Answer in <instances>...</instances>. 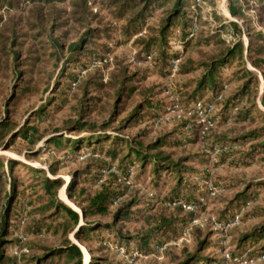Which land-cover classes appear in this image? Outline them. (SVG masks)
<instances>
[{
	"label": "rangeland",
	"instance_id": "obj_1",
	"mask_svg": "<svg viewBox=\"0 0 264 264\" xmlns=\"http://www.w3.org/2000/svg\"><path fill=\"white\" fill-rule=\"evenodd\" d=\"M50 1L0 0V121L6 117L10 126L17 130L22 126H33L37 130L34 143L12 134L4 136L0 158L42 171L36 174L16 164L13 171L7 166L0 170V223L7 194L15 191L9 207V239L23 240L25 230L52 214L48 211L28 216L40 207L39 203L31 207V201L39 193V190L35 192L37 175L42 177L44 173L51 179L63 180L58 198L79 212L81 224H84L82 209L68 195L69 185H74L77 194L82 195L81 199H86L95 190L86 180L91 176L85 177V171L89 169L91 175H97L93 168L97 162L89 160L88 156L77 159L69 150V143L63 142L62 146L48 143L49 139L60 135L68 141L91 136L88 132H74L76 122L107 135L120 133L137 147L138 143L146 147L167 136L184 143L183 146L159 149L170 154L173 162L180 163L183 169L180 178L163 173L156 177L152 165L142 169L136 162L130 172L131 182L114 183V187L119 191L126 190V194L118 199L111 212L129 202L139 201L131 205L129 220L119 223L122 235L138 237L158 228L161 223L176 220L174 228L158 233L162 247L148 256H136L134 251L137 261L133 263L125 257L124 249L116 251L96 238L83 244L73 232L68 238L81 249L83 264L93 260L95 264H182L194 254L220 262L243 238L263 230L264 37L261 35L264 34V6L260 8L258 3L249 0H206L201 10L188 8L187 16L189 22L195 24L196 36L188 45L182 43L179 36L173 38L168 46L178 58L168 55L164 59L156 45L152 44L149 50L146 45L160 37L172 3H150L151 0ZM191 2L188 0L187 5ZM231 5L240 7V16L230 13ZM143 9L146 12L139 18ZM226 23H236L242 31L225 30ZM178 30L182 33V22L174 24L171 33ZM239 37L244 46L242 52L229 57L228 51ZM56 42L63 47L62 57L55 55ZM74 44H81V50L74 53L72 60H66L69 48ZM14 53L18 54L17 60ZM221 58L227 59V64L217 72V86L220 89L224 85L223 100L236 97L247 89L242 95L239 113L250 112L247 118L240 119L239 116V120L218 127L209 135L202 134L195 116L189 114L191 96L197 82L208 73L209 65ZM173 61H177L176 66ZM170 63L172 67L168 73ZM84 64L87 67L84 68ZM14 71L22 73V81L16 80ZM69 75L80 77L74 89L73 86L70 88ZM122 85L126 90L120 96ZM11 94L15 99L7 103ZM202 95L199 99L204 104L213 97V91L204 89ZM145 101L152 103L153 109H141L140 113L158 115V123L139 124V120H132L122 127ZM42 106L43 115L36 117L35 112ZM184 122L189 123V128H183ZM258 131L261 133L256 138L254 134ZM181 133L195 139H186ZM219 138L240 141L237 151L228 160L219 157L222 151L209 148ZM125 153L122 152L118 159ZM119 160L116 161L118 165ZM203 171H207L211 179L194 178L195 173ZM114 173L119 174L118 171ZM213 181L218 183L217 186ZM205 182H209L211 188ZM201 187L209 192V196L201 199L202 206L198 210L181 211L177 206L165 203L174 190L182 199L199 200ZM247 200L252 203L241 212L242 222L223 226L217 221L228 211L237 212ZM19 205L24 213L17 208ZM189 213L194 216L190 218ZM188 218L193 221L184 228L182 220L189 223ZM89 221L111 223L112 216H98ZM181 228H184L182 235L178 232ZM44 231L45 234L37 237L29 234L26 239L34 245L29 258L42 256L43 249L63 244L62 231L55 233L54 228L50 232ZM102 234L106 238L108 232ZM201 241L206 243L200 245ZM229 243L233 247H228ZM218 244L225 248L220 249ZM250 246L254 250L264 247V237H259L253 245L249 243ZM64 263V260L55 259L54 264ZM19 264L34 263L22 260ZM253 264H264V261Z\"/></svg>",
	"mask_w": 264,
	"mask_h": 264
},
{
	"label": "trees",
	"instance_id": "obj_2",
	"mask_svg": "<svg viewBox=\"0 0 264 264\" xmlns=\"http://www.w3.org/2000/svg\"><path fill=\"white\" fill-rule=\"evenodd\" d=\"M32 1L45 3L51 2L50 0ZM149 2L160 4L172 3L173 7L160 31V37L152 40L150 44L146 45V50H149L150 46L153 44L156 45V47L159 49L161 58H168V55L173 56L174 58H178V54L173 52L168 45L170 44V41L176 36H179L182 43H184L185 45H188L189 41H191L196 36L194 33L195 24L192 21L189 22V18L187 16L188 13L186 10L188 8H192L193 10H201L206 5V0H192L189 5H187L188 0H151ZM249 2H252L253 4L258 3V6L260 8L264 6V0H249ZM145 12L146 9H143L140 12L141 14L139 15V18H143ZM230 13L235 17L240 16V7L231 5ZM179 22H182V33L179 30L177 32L172 31L171 33V28L173 27V25ZM223 28L225 30L232 29L234 33L240 32V30L242 31L241 27H239V25H237L236 23H226ZM239 34L241 35L242 32ZM261 36L264 37V34ZM243 47V42L239 37L238 41L228 51L229 57L235 56L239 51L242 52ZM54 50H56V56L62 57L63 47L61 44L56 42ZM79 50H81V44L71 45V47L69 48V56L66 58V60H68L69 58V60H72V58L75 57L74 53H77ZM14 56H16L15 58L17 60L18 54L14 53ZM164 59L163 61H161L165 62ZM225 59H218L211 65H209L208 73L197 82L196 90L191 96V98L193 97L191 99V103L193 105L195 102H203L202 99H199V96H203L202 91L204 89L207 90L208 88H210L213 91V97L206 103L204 102V104L214 103L216 106V110L211 119L213 122V127L209 128L205 132L208 133V135L212 130L218 127H224L227 124L236 121L237 119L239 120V118H247V114L250 112L247 110L242 115H240L241 113H239L240 106L243 102L242 95L247 91V89L244 91V93L242 92L236 97L233 96L232 98L223 100L222 92L224 85L220 89L217 86V72L227 64V59ZM83 67L85 68L87 66L84 64ZM171 67L172 64L170 63L168 73L171 71ZM14 70H16V68ZM14 72L16 73V80L17 78L18 80H21L22 73H19L17 71ZM68 77L71 79L70 88L72 89L73 86L74 89L75 86L79 83L80 77L78 75H69ZM15 86H17V83L15 84ZM125 90V87L122 85L120 87L118 95H123V91ZM14 99V95L11 94L10 100H7V103L13 102ZM141 109H145L147 111L152 110L153 105L152 103H148L146 101L144 102V105H139L132 113L130 119L122 124V127L130 124L132 120H139V124L146 122L155 124V122L159 119L158 115H152L150 113L141 114ZM190 109L191 108H189L188 110ZM35 113L36 117L42 116L44 113V107L42 106ZM188 125V122H184L183 128H186ZM73 128V131L76 133L88 132L91 133V136L77 137L76 139L68 141L63 135H60V137H53L49 139L48 143L54 144L56 146H62L63 142L69 143L68 148L72 153L76 154L77 159H80V157H82L83 155H88L89 160L97 162L93 165V168L97 170V175H91L89 169L85 171V177L91 176L90 179L87 178L86 180L90 185H92V187H94L95 190L87 195L86 199H81L82 195L77 194L76 190L74 189V185H69L68 195L70 199L78 204V206L82 209V212L84 214V224H81L82 217L80 213L63 204L58 198L59 190L64 185L63 180L51 179L45 173L42 177H38L37 175L38 183L35 192L39 190V193L37 195V198L31 201V207L34 206V203H39L40 207L35 211L30 212L28 216L31 217L34 214H45L48 211H51L52 214L48 217L37 220L33 227H30L29 230L27 229L28 231H24V237H26L27 239L28 237H30L29 234L35 235L37 237L45 234L43 233V230L50 232L54 228L55 233L59 231L63 232V244L56 248L43 249L44 253L42 256L29 258L28 254L29 252H31L32 247L34 246L33 244H31V242L27 240L23 241L22 239H9V237L11 236V233H9V207L11 205V200L13 198V195L15 194V191H12L11 193L8 192L6 197L5 210L3 212L0 223V264H19L22 260H27V262H33L34 264H54L55 259L58 261L64 260V264H83V253L81 249L77 245L73 244L72 241L68 238L69 235L73 232H75L76 238L83 244H87L91 239L96 238L100 243H103L116 251L124 249L125 257L135 263L137 261V259L135 258L136 256H148L149 254L156 253L158 251V247H162L163 241L161 240V238H159V232L163 231L164 229L168 230L174 228V224L176 221L175 219L167 222V224L161 223L158 228L152 229L148 233L140 235L138 237L122 235L121 229H119L118 225L124 220H129L131 205L138 203L139 201L136 200L134 202H129L120 207L115 212H111V209L116 205L118 199L126 194V190L119 191L118 188L114 187V183L117 184L119 181H122L123 183L131 182V180L129 179L130 172L132 169H134V165L136 162L141 165L142 169H145V167H147L148 165H152V172L156 177H160L163 173L169 175L174 174L175 176L180 178L179 175L181 174V171H183V169H181L180 163L173 162L170 154L159 149L162 147L174 148L175 146H183L184 143L182 141H178L175 137L167 136L162 140L158 142L156 141L146 147H143V145L138 143L137 147L133 146L132 142L129 141L131 139L125 137L124 135H121L120 133H112L110 135H107L102 131H94L95 128L88 127V125L80 122H76ZM36 132L37 130L33 126H22L17 130V128L10 126L8 119L5 117L0 121V148L4 146L1 141L4 136L7 137L9 134H12L13 137L22 138L29 143H34L33 138L35 137ZM260 133V131L255 132L254 136H256L257 138L260 136ZM181 134H183L186 139L193 140L194 138L192 135H189L187 133ZM239 142V140L231 142L226 141L225 138H219L217 139V141L212 142L209 145V148L212 151H222L219 157L224 160H228V158L230 156H233V154L237 151V148L240 146ZM7 146L9 145H6V147ZM262 147H264V144L262 145ZM122 152L126 153L119 160L118 157L121 156ZM117 160L120 161V165L116 163ZM15 164L27 167L36 174L42 173V171H39L38 169L33 167H29L26 164L15 163V161L13 160L4 161L0 158V170H3L4 167L7 166L11 171H13ZM113 170L118 171L119 174L117 175L113 172ZM104 172H107V175ZM194 178H198L200 180L211 179L207 171L195 173ZM217 184L218 183L216 181H213L214 186H217ZM12 188L14 190V185L12 186ZM176 190H178V188ZM174 192L175 190L173 191V194L168 199H166L165 203L167 205H173L176 202H183L187 205L194 206L196 210H198V208L202 206L201 199H208L209 196V192L207 190H203L202 187L199 190V194L201 196L199 200H192L190 198L182 199L178 191H176L175 193ZM251 203V201L247 200L239 207L237 212L229 213L228 211L225 215H223L222 218L218 219L217 221L223 226L230 225L231 223H233L235 218L239 216L238 223L242 222L243 217H240L241 212ZM17 208H20V205ZM177 209L184 211L181 206H177ZM20 210L24 213L23 207H21ZM189 214L190 218L194 216V213ZM108 215L112 216L111 223H91L89 221L91 218H95L98 216L105 217ZM190 218L187 219L189 220V223L182 220V225H184V228L193 221V219ZM54 224L57 225L55 226ZM184 228L178 230V232H181L180 235H182ZM102 232H108L106 238L103 237ZM263 235L264 229L259 230L256 235L254 234L247 239L243 238L236 245L235 249L228 252V259L225 257L220 262L204 259V257H200L198 254H194L188 257L182 264H240V262L242 261V257H244L248 261H257L262 256H264V247L254 250L251 246L249 247V243L253 245L259 240V237H264ZM205 243V241H201L200 245ZM218 246L220 249L225 248H223L219 244ZM228 247H233V245L229 243ZM23 248L27 250V253L21 252ZM134 253L137 255L135 256ZM93 261H91L90 264H95Z\"/></svg>",
	"mask_w": 264,
	"mask_h": 264
},
{
	"label": "built area",
	"instance_id": "obj_3",
	"mask_svg": "<svg viewBox=\"0 0 264 264\" xmlns=\"http://www.w3.org/2000/svg\"><path fill=\"white\" fill-rule=\"evenodd\" d=\"M177 64V61H173V65L176 66ZM216 110V106L214 103H211V104H203V102H195L190 111H189V114H192L195 116V120L196 122L201 126L202 128V134H205V132L213 127V122H212V117H213V114ZM159 120L156 121V124L158 123ZM186 128H189V126H187ZM88 155H83L81 157V159L87 157ZM113 172H115L113 170ZM205 185L209 186L211 188V184L209 182H205ZM201 202H203V200H201ZM174 206H181L184 210H187V211H195L196 208L192 205H187L183 202H176L173 204ZM238 218L239 216H237L235 218V220L233 221V223H231L230 225H227V226H233L235 224L238 223ZM26 238L23 239V241H25ZM27 250L25 248L22 249L21 252H26ZM15 254H18V253H15ZM226 258L228 259V255L226 256ZM261 261H264V256H262L260 259H258L257 261H248L246 260L244 257H242V261L240 262V264H253L254 262H261ZM132 264V263H130Z\"/></svg>",
	"mask_w": 264,
	"mask_h": 264
},
{
	"label": "bare ground",
	"instance_id": "obj_4",
	"mask_svg": "<svg viewBox=\"0 0 264 264\" xmlns=\"http://www.w3.org/2000/svg\"><path fill=\"white\" fill-rule=\"evenodd\" d=\"M89 261V256L87 257V259H86V262H88Z\"/></svg>",
	"mask_w": 264,
	"mask_h": 264
}]
</instances>
